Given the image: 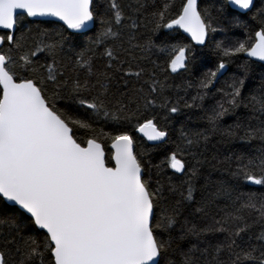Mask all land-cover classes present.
<instances>
[{"label":"snow or ice","instance_id":"6c2138e0","mask_svg":"<svg viewBox=\"0 0 264 264\" xmlns=\"http://www.w3.org/2000/svg\"><path fill=\"white\" fill-rule=\"evenodd\" d=\"M227 3L242 10L243 15L256 6L254 0H227ZM94 5L106 6L107 18H101V30L75 55L71 68L58 60L65 42L62 34L57 33L58 38L53 40L47 30L33 33L29 27L18 31L23 19L18 10L26 17H56L67 29H87L98 18ZM152 7L153 11L142 19L144 0H126V3L0 0V31L4 33L0 34V226L6 229L0 232V264H44L46 255L50 264H161L171 248V235L163 239L160 234L170 233L179 211L164 209L153 223L157 200L162 198L161 189H153L143 178L142 161L135 154L134 140L127 128L135 119V131L149 141H163L167 137L166 131L155 122L156 117L145 115L157 107L152 96L158 91L157 82L150 78L137 89L144 101L143 112L139 104L135 111L130 110L132 101L125 104L119 98L124 93L118 97L112 91L123 66L129 59H137L133 48L124 47L125 21H130L129 44L135 38L133 29L149 25L154 33L162 29L182 30L198 45L206 44L211 32L223 29L213 27L219 22V15L207 8L202 10L198 0H182L175 11L172 0H160L159 5L154 2ZM216 11L223 13L225 7ZM257 15L259 28L247 39L216 43L220 62L215 70L203 73L198 95L192 97L193 104L185 107L200 106L195 102L204 100L227 63L242 55L264 62V7L257 10ZM232 23L235 27H248L239 16L233 17ZM106 45L110 47L100 58L106 56L108 63L97 68V46ZM158 51L172 73L188 71L192 60L189 44L169 42V35L165 34ZM42 56L50 62L40 63ZM238 68L242 76H234L227 90L217 89L222 99L207 116L213 131L222 117L241 104L244 107L250 104L254 112L264 115V82L244 103L243 89L251 71L250 60H243ZM143 72V69L135 73L129 70L123 75L139 78ZM62 100L71 104V109L58 107L57 101ZM169 103L170 100L164 99L159 107L167 108ZM178 110L176 106L168 108L172 113ZM97 124L103 125L99 132ZM260 124L255 128L249 126L240 138L264 141V119ZM105 127L111 130L105 131ZM81 130L88 134L86 140L77 136ZM236 134L231 126L222 133L228 137ZM192 136L186 148H178L179 152L185 153L187 148L198 145L201 137L208 139L202 133ZM101 137L111 140L114 167L108 166ZM257 159L259 163L255 159L241 162L232 176L264 187V155ZM167 163L178 173L186 168V163L177 158V152L168 157ZM196 175L193 169L187 181V194L181 192L185 201L194 200ZM233 191L221 186L212 194L213 199L223 195L231 201L223 209V217H213L212 223L204 227L192 225L185 229V234L198 239L205 233H223L225 241L214 247L192 245L182 253V264H201L202 258L203 264H264V250H261L264 249V193H241L233 200ZM213 199L203 200L195 212L209 214ZM254 228L260 230L255 237ZM41 231L42 241L30 234ZM245 234L248 241L243 245L237 243ZM253 239L258 243H251ZM196 252L201 255L196 256Z\"/></svg>","mask_w":264,"mask_h":264},{"label":"trees","instance_id":"16d2710c","mask_svg":"<svg viewBox=\"0 0 264 264\" xmlns=\"http://www.w3.org/2000/svg\"><path fill=\"white\" fill-rule=\"evenodd\" d=\"M120 2L126 3V0H120ZM154 2L159 5L160 0H144L146 8L144 9L142 19L146 18L153 11L152 5ZM181 2L182 0H172L174 4L173 11L180 7ZM198 2L202 10L207 8L214 15H219V22L214 23L213 27L223 30L211 32L209 34L210 39L206 44L203 46H195L180 31L173 32L170 29H162L160 32L154 33L150 30L151 26L149 25L147 27H140L139 30L133 29L132 32L135 38L129 44L128 26H130V21H125L126 27L123 35L124 47L133 48V55L137 59H129L127 61L123 66V71L117 74V78L112 86V91L117 93L118 97L120 93H124L119 98L125 104H128L130 100L132 101L130 110L135 111L137 104H139L141 106L140 110L143 112L142 106L144 101L142 97L138 96L137 89L144 85V81L150 78L155 79L157 82L156 86L158 91L152 94L156 98L157 107L155 109H149L145 115L148 117L155 116V122L161 130L166 131L167 137L161 143L149 144L136 133L135 126L137 121L135 119H133L127 128L134 140L135 154L142 161L143 178L150 182L153 189H161L160 196L162 198L157 200L156 215L153 223L159 219L164 209H167L169 212L173 209L179 211L177 222L170 230V233L160 234L163 239H167L169 235L173 238L172 246L165 253L161 264H182V253L187 252L194 244L198 248H204L208 245L214 247L216 244L225 241L226 236L223 233H205L199 239L191 234H185V229L192 225L204 227L212 223L213 217L220 219L225 215L223 209L231 201L227 200L223 195L213 199L212 194L216 192L218 187L223 186L225 188L235 189L232 192L233 200L237 196H240L241 193H264V187L252 186L243 181H238L232 176V173L241 162L247 163L249 159H255L259 163L257 158L264 155V141H261L259 138L250 140L240 138L249 126L253 128L260 127V121L264 119V115L254 112L250 104L248 107H244L241 104L240 107L231 111L217 122L216 131L212 130V126L207 120L210 109L222 99V93L217 92V89L227 90V84L231 83L234 76H242L238 65L248 58L241 56L238 60L227 63L226 67L221 70L222 75L219 76L215 86L208 91L204 100H197L195 102L200 106L185 107V104H193L192 97L198 95V85L203 73L209 70H215L220 62L221 58L216 54L215 50L216 43L224 41L226 44H229L236 40H244L253 34L255 30H258L260 17L257 15V10L264 7V0H254L256 6L250 12H247L246 15L230 9L226 0H198ZM221 7H225V11L223 13H217L216 10ZM94 10L98 12V18L94 22L93 27L84 32L83 35L80 33H71L57 22L30 20L25 15H20L23 19L18 31L29 27L33 33L47 30L53 40L58 38L57 33L62 34L65 37V42L63 51L58 56V60L71 68L75 55L101 30V18H107L106 6L94 5ZM236 16H239L248 27L233 26V17ZM253 16L256 18L253 19ZM0 34L4 33L1 31ZM165 34L169 35V42L187 43L191 46L192 60L189 64L188 71L181 70L172 73L166 67L165 57L158 51L161 42L165 39ZM149 41H151V44H149ZM135 45H141L142 48L133 47ZM6 47L7 45L3 46L4 49ZM108 47L110 46H97L96 56L98 59L95 62L97 68L108 63L106 56L100 58L101 54ZM69 57L72 59H69ZM121 58H125L123 53H121ZM46 62L50 61H46L45 57L42 56L40 63ZM250 62L251 71L243 89L244 103L248 102L247 98L251 94H255L260 89L262 82H264V65L253 60H250ZM141 69L144 72L139 78L134 75H123L124 72L129 70L135 73ZM161 87L163 89L162 92L160 91ZM144 90L147 93V86H144ZM152 96L148 98L151 99ZM164 99L170 100L167 108L159 107ZM57 104L61 108L67 106L71 109L72 107L71 104L63 100L57 101ZM172 106H176L179 110L176 113L168 111V108ZM139 122L142 123L143 119ZM237 125L240 126L238 129L236 128ZM102 126V124L95 125L96 131L99 132ZM230 126L236 131V136L228 137L222 135L223 131ZM104 130L110 131L111 129L105 127ZM193 133H202L208 139L205 141L201 137L198 145L187 148L185 153L179 152L178 148L187 147L186 142L188 139L193 138ZM76 134L81 139L86 140L88 138V134L82 130L77 131ZM101 139L104 140V150L106 152L108 166H111V152L108 149L111 140L104 137H101ZM173 152H177V158L182 159L186 163V168L180 175L175 174L168 167V157ZM240 158H242V161ZM193 169L197 173L193 180L194 200L185 201L181 197V192L185 195L187 194V181ZM172 189H175V191ZM206 199H213L209 214L195 212V209L200 207L201 202ZM178 201L179 204L177 203ZM4 230H6L4 226H0V232ZM30 234L36 235L41 241L44 239V233L42 231ZM252 234L255 237L260 234V230L254 228ZM182 236L183 238H181ZM248 239V234H245L241 239L237 240V243L243 245ZM251 243L258 242L253 239ZM195 255L200 256L201 254L196 252ZM256 255H259V251ZM44 264H50V257L47 255L45 256ZM201 264H203V258L201 259ZM247 264H254V262H247Z\"/></svg>","mask_w":264,"mask_h":264},{"label":"water","instance_id":"95a60500","mask_svg":"<svg viewBox=\"0 0 264 264\" xmlns=\"http://www.w3.org/2000/svg\"><path fill=\"white\" fill-rule=\"evenodd\" d=\"M226 2H227V0H226ZM227 5H228V7L230 8V9H232V10H235V11H237V12H239V13H242V10H238V9H236V8H234L233 6H231L230 4H228L227 3ZM243 11H246V10H243ZM18 14L19 15H25V14H23L22 12H21V10H18ZM28 19H30V20H43V21H53V22H57V23H59V24H61L63 27H65L66 28V30L67 31H69V32H71V33H77V34H79L80 32H86V31H88L89 29H91L92 27H93V23H90L89 24V26H88V28L87 29H83V30H72V29H67V27H66V25H64L63 24V22L62 21H59V19L58 18H56V17H51V16H44V17H27ZM186 38H188L195 46H203V45H198V44H196V42L195 41H192L191 40V38H190V36H188V34H186V33H183V31L182 30H179ZM1 32V31H0ZM244 58H248V57H246L245 55H242ZM248 59H250V60H253V61H256V62H259V63H261V64H264V62H261V61H258L256 58H248ZM138 133V135H140L143 139H145L146 140V142H148L149 144H158V143H161V142H163V141H149L148 139H147V137H145L142 133H139V132H137ZM108 149L110 150V152H111V155H110V159H111V157H112V155H113V151L114 150H112L111 149V143L109 144V146H108ZM105 154H106V152H105ZM111 162H112V165L111 166H109V167H114L115 166V162L111 159ZM175 174H177V175H180V174H182V173H178V172H176L175 170H173V169H171ZM251 185V184H250ZM252 186H255V185H252Z\"/></svg>","mask_w":264,"mask_h":264},{"label":"bare ground","instance_id":"6f19581e","mask_svg":"<svg viewBox=\"0 0 264 264\" xmlns=\"http://www.w3.org/2000/svg\"><path fill=\"white\" fill-rule=\"evenodd\" d=\"M192 44H193V43H192ZM193 45H194V44H193ZM263 65H264V64H263ZM136 133H137V132H136ZM137 134H138V133H137ZM139 136H140V135H139ZM140 137H141V136H140ZM144 140H145V139H144ZM145 141H146V140H145ZM110 143H111V142H110ZM110 143H109V144H110ZM147 143H148V142H147ZM108 146H109V145H108Z\"/></svg>","mask_w":264,"mask_h":264}]
</instances>
